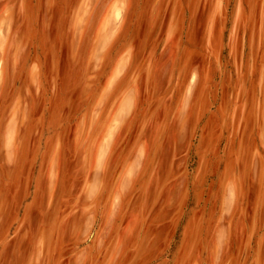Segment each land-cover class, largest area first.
<instances>
[{
	"label": "rangeland",
	"instance_id": "1",
	"mask_svg": "<svg viewBox=\"0 0 264 264\" xmlns=\"http://www.w3.org/2000/svg\"><path fill=\"white\" fill-rule=\"evenodd\" d=\"M0 264H264V0H0Z\"/></svg>",
	"mask_w": 264,
	"mask_h": 264
}]
</instances>
